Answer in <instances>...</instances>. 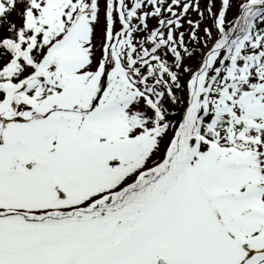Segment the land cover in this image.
Here are the masks:
<instances>
[{
    "label": "snow or ice",
    "instance_id": "6c2138e0",
    "mask_svg": "<svg viewBox=\"0 0 264 264\" xmlns=\"http://www.w3.org/2000/svg\"><path fill=\"white\" fill-rule=\"evenodd\" d=\"M0 264H264V0H0Z\"/></svg>",
    "mask_w": 264,
    "mask_h": 264
}]
</instances>
